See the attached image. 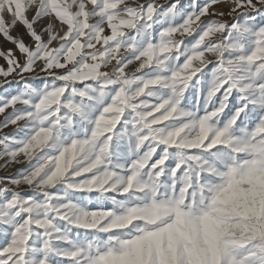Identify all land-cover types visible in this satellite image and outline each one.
<instances>
[{
    "label": "snow or ice",
    "instance_id": "1",
    "mask_svg": "<svg viewBox=\"0 0 264 264\" xmlns=\"http://www.w3.org/2000/svg\"><path fill=\"white\" fill-rule=\"evenodd\" d=\"M0 61V264H264V0H0Z\"/></svg>",
    "mask_w": 264,
    "mask_h": 264
},
{
    "label": "rangeland",
    "instance_id": "2",
    "mask_svg": "<svg viewBox=\"0 0 264 264\" xmlns=\"http://www.w3.org/2000/svg\"><path fill=\"white\" fill-rule=\"evenodd\" d=\"M0 63H3V61H0ZM5 131H11V128H9V129H7V130H5ZM0 175H3V173H0Z\"/></svg>",
    "mask_w": 264,
    "mask_h": 264
}]
</instances>
